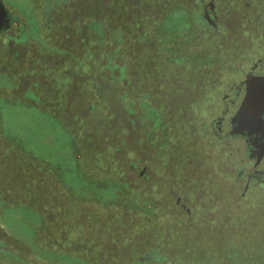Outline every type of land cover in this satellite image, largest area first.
<instances>
[{
	"label": "flooded vegetation",
	"instance_id": "obj_1",
	"mask_svg": "<svg viewBox=\"0 0 264 264\" xmlns=\"http://www.w3.org/2000/svg\"><path fill=\"white\" fill-rule=\"evenodd\" d=\"M25 1L0 0V82L19 86L28 82L36 95L43 84L38 83L37 91L31 87L36 81L29 79L34 71L46 69L47 56L29 39L35 26L30 25L32 18L17 11L16 5ZM31 1L38 17L43 15L40 10L47 9L46 2ZM191 1V59L197 66L191 78L190 108L182 112L188 119L181 120L177 133L165 134L171 142L184 134L181 144H189L190 172L168 165L163 156L156 158L157 172L150 168L148 174V165H152L145 162L140 167L129 163L133 171L126 173L107 157L105 168L111 171H101L98 179L84 170L93 147L89 140L94 137L86 134L87 142L79 138V167L88 178L81 192L86 184L97 183L102 186L98 193L116 192L127 206L106 205L103 200L95 206L84 200L55 206L49 198L42 207L44 249L49 255L45 264H132L133 260V264H264V0ZM45 26L39 31L44 32ZM65 36L66 40L61 39L71 42V36ZM25 64L29 71L34 69L28 78L23 76ZM3 94L0 91V96H6ZM95 99L81 98V112L100 115L89 106L95 102L98 107ZM69 110L63 109L66 114ZM66 114L60 115L63 121ZM13 155L19 162L25 160L16 152ZM47 173L35 180L48 195L58 186L53 185L51 172ZM126 189L134 191L136 199L126 198ZM19 193L36 196L23 190ZM25 208L37 212L34 207ZM92 214L107 219L118 214L119 224L126 222L121 220L124 215L135 220L118 227L123 231L117 234L124 236L93 240L89 238L95 224L90 221ZM222 216L229 220H220ZM58 218H68V226L64 232L50 235L52 221Z\"/></svg>",
	"mask_w": 264,
	"mask_h": 264
},
{
	"label": "rangeland",
	"instance_id": "obj_2",
	"mask_svg": "<svg viewBox=\"0 0 264 264\" xmlns=\"http://www.w3.org/2000/svg\"><path fill=\"white\" fill-rule=\"evenodd\" d=\"M41 1L46 2L47 9L40 10L43 15L39 17L38 10L35 9L34 4H31V0L20 2L16 7L17 11L23 13L26 18L28 16L32 18L30 25L34 23L35 26L29 31V39L32 46H37L47 56L46 69L42 68L37 72L34 69L29 71L28 64H25L26 75L23 76L28 78V75L34 71L29 82L33 80L36 82L31 87L39 91V84H43V88L35 95L31 91L32 88L29 89L28 82L22 81L20 86L6 81L0 82V91L6 94V96L3 94L4 97L0 96V132L2 135L0 136V148L2 146L5 149L9 148L8 141L16 154H20L27 160L29 157H33L37 164L39 161L40 166L44 165L49 172L56 166L68 165L64 159L58 160L56 157L55 151L59 147L53 146L55 139L57 141L58 139L64 140L66 142L65 149L69 150L74 145H79L80 140L77 139V136L83 138L85 142L88 141L87 137H94L89 140L95 146L89 147L92 149L88 157L90 163H86V158L83 159L86 164L83 168L85 173L98 179L102 172L108 170L105 168L108 167L107 157L113 158L116 161V166L126 173L133 171L129 169V163L140 167L145 162L152 165V167L148 165V174L152 172L150 168H154V171L157 172L159 161L156 158L163 156L168 165H179L182 173H189V144H181L184 134L176 136L172 142L165 134H169V131L177 133V128L181 126L182 121L188 119L182 112L190 108L188 104L191 100V78L197 66V63H193L191 59V28L188 22L191 20L192 1L144 0L146 3L149 1L157 5V12L154 16H149L144 20L140 18V22L139 20L135 21L134 27L131 25L132 30L110 32L104 42L96 41L89 35H85V37L82 34L74 35L71 42L64 41L66 40L65 35L69 36L70 26L75 22L76 25L81 21L86 22L90 20L89 16L97 19V8H93L91 12L89 11L90 7L83 8L86 3L103 0ZM110 1L114 19L123 17L126 13L130 17L136 16L138 9L134 8L135 3L131 0ZM151 6L146 8L148 13ZM174 6H176V14L171 18L172 20H169V17L173 15ZM82 13L85 14V20L84 18L80 20ZM149 14H152V11ZM106 16V11H103L99 22H103V20L105 22ZM138 16L139 14L136 18ZM46 19L49 21L47 22ZM45 23H48L47 26ZM87 23L90 26L88 21ZM39 25L45 26L43 30L45 33L39 31L41 29ZM89 28V32L91 29H96L93 25ZM50 37L52 41H50ZM95 42L98 48L102 47L104 53L108 51V57L109 54H112L111 51L123 46L127 47L126 51L120 53V56L122 55L127 60H123L124 67L119 77H115L114 69L109 68L107 63L105 64L103 56L93 51ZM26 45L28 48L31 47ZM81 47L83 50L80 52ZM112 58H117L115 52H113ZM36 73L37 75H35ZM103 85L105 86L104 90ZM92 96L97 98L95 101H99L97 102L99 104L96 105L99 108L95 107V102L89 106L99 112V116H91L88 111L81 112L82 103L79 100L81 98L90 100ZM24 98L31 99L32 102ZM144 100L154 107L150 108V106L142 104ZM69 108V112L64 113L63 109L68 110ZM61 114H66L64 121ZM89 127L94 132H89ZM43 134L46 135L37 140ZM18 146L19 148H17ZM125 149L129 150L131 154L127 153ZM192 149L191 146L190 152ZM112 151L115 155L110 154ZM62 153V150L58 152L59 155ZM193 155L195 154L191 152V157ZM197 157H201V154ZM195 167L198 168L197 165ZM228 172L231 173V170L229 169ZM60 178L66 184L71 181L69 173H62ZM87 185L84 188V193L78 196L76 202L84 200L85 204L95 206V204L100 205L103 200L106 205L122 204L121 206H127V203L122 200L123 197H118L116 192H108V195L105 192L98 193V189L102 187L100 184ZM126 190L127 192H124L126 198L136 199L134 191ZM58 193L60 194V192ZM227 214L228 216L233 215ZM102 216L97 214L89 216L95 223V228H92V233L89 236L90 239L96 240L98 237L110 239L124 236L117 234V231H123L118 227H126L129 225L126 222L135 220L134 217L124 215L121 220L126 222L119 224L118 214L110 216L108 219ZM67 219H54L50 235L55 234L58 230L64 232L68 226ZM225 219L228 218L220 217V220ZM32 220L37 227L42 224H38V219L35 217ZM107 221L111 224L107 225ZM17 226L10 229L0 222V228H2L0 237L7 240L8 246L24 253L25 249L20 244L10 242L5 237L6 230H12L14 233L22 235L20 232H23L24 228ZM68 234L70 233H67L66 237ZM229 246L236 247L235 244H229ZM29 262L36 261L31 258ZM247 262L250 264L249 261ZM133 263H135L134 260Z\"/></svg>",
	"mask_w": 264,
	"mask_h": 264
},
{
	"label": "trees",
	"instance_id": "obj_3",
	"mask_svg": "<svg viewBox=\"0 0 264 264\" xmlns=\"http://www.w3.org/2000/svg\"><path fill=\"white\" fill-rule=\"evenodd\" d=\"M103 1L100 2L98 1L96 3L90 1L86 3V6L83 8L90 7L89 11L91 12L93 8H97V12H98V15L96 16L97 19L95 20L94 17L89 16L90 20H87L90 23V26L93 25V27H96V29H91L90 30L91 32H89L90 26H88L87 21L86 22L81 21L77 23V25L75 22V24L70 26L69 28L70 30L68 31L70 32L69 36H71V41L73 40L74 35L77 34L76 36H80V34H82L83 36L89 35L90 38L96 41L101 40L102 42H104V39L109 37L108 34L110 35V32L115 30L119 32H126V30L128 31L132 30V28L134 27L133 25L136 23L135 21L139 20L140 22V18H143L144 20L149 16L153 17L154 14L157 12L156 11L157 5L153 4L152 2L148 1L146 3L144 0H131L132 2L135 3L134 8L138 9L136 12V16L139 14L138 18H136V16L130 17L126 13V15H124L123 17L114 19V17L112 16V2L110 0H103ZM149 5L153 6V7L151 6V10H150L152 11V14H149L150 11L148 13V11L146 10V8ZM175 7L176 6H174L173 8L174 10H172L173 15L169 17V20H172L171 18L174 17L176 14ZM103 11H106L107 18L105 19V22L104 20L103 22H99V17L100 15H102ZM81 15L82 16L80 20H82L83 18L85 20L84 17L85 14L82 13ZM188 22L190 24L191 20L190 21L188 20ZM131 25L133 26L132 28ZM81 50H83L82 47L80 48V52ZM124 50L126 51L127 47L123 46L119 49H115L111 51L112 54H109L108 57V53H107L108 51L104 53L102 47L98 48V45L95 42V48L93 51L98 55L99 54L102 55L103 59L105 60V64L107 63V65H109V68L111 67L114 69L113 74L115 75V77H119L124 67L123 60H127L126 58H123L122 55H121L122 57L120 56V53H122V51ZM113 52L117 54L116 59L119 61H117L115 58H112ZM82 131L84 132V130ZM37 134L39 133L37 132ZM45 135L46 134L40 135V137H38L37 140ZM78 137L80 136H77V139H79ZM65 143L66 142L64 140L58 139L57 141V139H55V142L53 144V146L56 145L59 147V149L55 151V155L58 158V160L64 159L66 161V164L68 163V165L67 166L64 165L63 167L62 165H60L59 167L56 166L50 171L52 183L54 186L56 185L58 187H56V191H55V187H53L54 188L53 192L48 195L45 193L46 192L45 188L39 187L35 180V178H37L38 176L43 177L48 175L47 173L48 169L43 164H42L43 166H40L39 161H38L39 164H37L34 161L33 157H29L28 160L24 157L25 160L23 161L21 160L22 162L21 161L19 162V160L16 159V157H14L13 154L15 152L13 151V147L10 145L8 141H7V145L9 146V148H7L6 150L0 149V222L10 229L13 228V226L15 225L16 226L19 225V227L24 228L22 230L23 232H20L22 235L16 234L12 230L9 231L4 230V231L6 233L5 237L10 242L11 241L16 242L25 249L24 253L21 250L18 251L12 248L11 246H8L7 240H5L4 237L3 238L0 237V264H18V263L45 264V262L49 260V255L47 254L48 251H45L44 249L46 231L45 229H43L45 212L42 209V207L45 204H47L49 198L53 199V202L51 203L52 205L55 206H60L61 204L60 202L62 201L67 202L68 204H72V203L74 204V202H76L77 199L79 198L78 196H81V194H83L81 192L82 184L85 182L87 183L88 180V178L82 173L79 167V162H78L79 154H77L78 151L76 145H74L71 149L68 150L65 149V145H66ZM89 144L93 145L92 142L90 141ZM51 147L52 145L50 146V148ZM17 148H19V146ZM61 150L63 151V153L62 155L61 154L59 155L58 152H60ZM62 173L70 174L71 181L67 183L69 185H67L66 182H64L60 178ZM39 189L42 190L38 191ZM22 190L28 194L35 193L36 196L35 197L22 196V193H19ZM58 192H60V194ZM25 207H30V208L34 207L37 210L36 214L35 212L30 211L32 208L28 210ZM34 217L38 219V224L42 223L38 227L33 224L32 219ZM31 258H33L34 261L36 262L30 263L29 260Z\"/></svg>",
	"mask_w": 264,
	"mask_h": 264
}]
</instances>
